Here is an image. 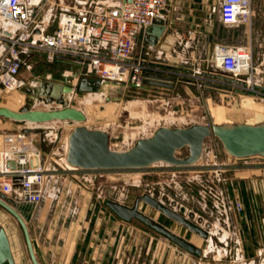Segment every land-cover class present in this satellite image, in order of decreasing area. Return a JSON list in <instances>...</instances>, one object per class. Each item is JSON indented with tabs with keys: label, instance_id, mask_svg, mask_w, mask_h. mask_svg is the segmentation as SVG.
<instances>
[{
	"label": "rangeland",
	"instance_id": "1",
	"mask_svg": "<svg viewBox=\"0 0 264 264\" xmlns=\"http://www.w3.org/2000/svg\"><path fill=\"white\" fill-rule=\"evenodd\" d=\"M87 1L50 0L39 14L43 30L52 33L57 28L64 6L76 8ZM207 1L214 22V0ZM255 3L264 4V0ZM218 31L227 33L222 28ZM253 57L259 75L264 76V59L259 60L254 52ZM64 73L77 85L85 71L70 62L49 64L42 55L33 54L24 59L20 79L25 84L41 80L44 75L47 79L63 80ZM202 90L198 85L185 83H178L173 89L146 86L136 91L126 90L122 100H109V95L100 91H84L70 95L68 103L85 113L89 128L110 134L113 149L126 150L161 126L215 123L210 105L227 107V97L211 90L205 95ZM257 100L264 103V96ZM27 103L21 89L9 92L0 85V106L19 110ZM33 106L61 107L56 102L43 101H36ZM74 126L71 122L21 125L0 119V140L5 134L28 128L49 159L50 168H59L61 159L64 160L62 148ZM60 144L61 149H57ZM187 155V149L178 152L179 157ZM67 178L48 183L38 205L11 202L26 221L40 264H261L264 261V158L233 159L215 137L206 140L203 157L192 168L156 164L142 170L106 173L93 183ZM143 195L156 198L178 213L181 207L187 208L185 217L206 231V238L145 202L139 204V209L158 224L201 249V255L184 250L136 219H121L107 206L108 202H119L131 207ZM238 203L242 204V211L237 210ZM40 205L42 208L37 207ZM0 223L18 240L16 264H33L22 227L1 206Z\"/></svg>",
	"mask_w": 264,
	"mask_h": 264
},
{
	"label": "built area",
	"instance_id": "2",
	"mask_svg": "<svg viewBox=\"0 0 264 264\" xmlns=\"http://www.w3.org/2000/svg\"><path fill=\"white\" fill-rule=\"evenodd\" d=\"M170 1L124 0L116 6L84 3L80 7L63 9L57 28L46 33L39 14L50 0H0V85L9 92L25 86L20 79L24 59L39 54L49 64L59 60L76 64L85 71L82 77L97 78L104 84H121L126 90L143 89L148 86L146 75L154 74L176 76L178 81L201 87L206 84L225 97L236 92L255 99L264 96V76L259 75L252 48L248 46H215L212 62L205 70L199 66L174 67L134 53L136 38L156 23ZM254 17L252 0H220V19L224 25L251 26ZM62 76L70 78L67 73ZM70 82L71 86L76 85L74 79ZM50 166L35 134L23 129L3 135L0 140V194L13 197L17 202L21 197L23 201L27 198L24 202L28 204H40L48 174L54 169ZM59 166L68 176L91 183L113 172L79 170L63 159ZM236 208L243 210L241 203Z\"/></svg>",
	"mask_w": 264,
	"mask_h": 264
},
{
	"label": "water",
	"instance_id": "3",
	"mask_svg": "<svg viewBox=\"0 0 264 264\" xmlns=\"http://www.w3.org/2000/svg\"><path fill=\"white\" fill-rule=\"evenodd\" d=\"M131 1V0H127ZM165 28L158 21L146 30L151 45H156L164 33ZM9 36L8 33H5ZM78 74L74 75L76 78ZM145 84L161 88L173 89L177 85L176 76H162L147 74ZM70 79H47L44 75L36 84H26L21 88L28 103L19 110L0 106V119L17 122L21 125H41L53 122H71L75 126L67 136L64 160L70 167L83 171H119L142 170L156 164H166L176 168L195 167L202 159L205 142L215 137L222 145L223 150L233 159H246L252 157L264 158V122L249 123H222L211 125L194 124L188 127L157 128L152 135L142 137L126 150H116L110 145V134L103 129H91L86 125L87 117L81 110L68 103L70 95L84 91H100L109 96L108 99L122 100L126 92L124 85L116 83H101L97 78L81 77L80 82L70 85ZM207 90L217 92L208 85L203 84ZM3 88V87H2ZM239 95L249 94L236 92ZM43 101L47 104L58 103L57 109L34 108L33 103ZM30 129L24 128L28 132ZM187 149L188 155L179 157L178 152ZM20 201H23L19 197ZM27 198L24 199V201ZM140 201L152 206L171 220L186 227L199 236L206 238L208 233L189 221L185 214L186 207H181L179 213L172 207L164 205L156 198L143 195L136 199L129 207L119 202H108L107 206L121 219L130 221L136 219L144 225L162 234L184 250L201 255L202 250L174 232L158 224L154 219L139 209ZM12 199L0 194V206L9 212L23 229L29 254L33 264H40L36 256L32 238L24 217L12 205ZM209 228V225H207ZM0 264H16L12 251L10 238L6 229L0 224Z\"/></svg>",
	"mask_w": 264,
	"mask_h": 264
},
{
	"label": "crops",
	"instance_id": "4",
	"mask_svg": "<svg viewBox=\"0 0 264 264\" xmlns=\"http://www.w3.org/2000/svg\"><path fill=\"white\" fill-rule=\"evenodd\" d=\"M97 1L108 6H116L124 0ZM252 1L255 10L252 25L228 26L224 25L220 19V0H214V22L210 19L213 15L210 12L212 7L207 0H171L166 10L157 18L158 23L165 30L156 45H151L145 30L136 38L134 53L149 61L168 63L183 69L199 66L201 70L208 68L212 62L214 47L218 45L248 46L252 48L255 57L259 60L264 59V4ZM89 2L88 0L86 3ZM64 7V9L74 8L72 6ZM212 27H214V31ZM220 28L225 29L227 33L225 35L219 33ZM178 83L193 85L184 81ZM202 91L205 95L209 93L205 88ZM210 106L211 118L217 124L227 122L258 124L264 122V103L252 96L233 94L227 97V107H221L214 103ZM59 146L56 148L61 149V144ZM65 148L66 145L62 148L63 152H65ZM67 177L70 176L60 171V166L59 168L55 167L48 174L45 185L47 186L50 182L57 183L63 178L68 179ZM10 199L15 204L17 203L16 205H30L24 201L17 202L13 197ZM37 207L42 208V205ZM6 231L16 258L15 246L18 240L8 229Z\"/></svg>",
	"mask_w": 264,
	"mask_h": 264
},
{
	"label": "trees",
	"instance_id": "5",
	"mask_svg": "<svg viewBox=\"0 0 264 264\" xmlns=\"http://www.w3.org/2000/svg\"><path fill=\"white\" fill-rule=\"evenodd\" d=\"M57 62H65V61H62V60H59V61H57ZM67 63V62H66ZM155 87V86H154ZM134 91H136V90H134Z\"/></svg>",
	"mask_w": 264,
	"mask_h": 264
},
{
	"label": "flooded vegetation",
	"instance_id": "6",
	"mask_svg": "<svg viewBox=\"0 0 264 264\" xmlns=\"http://www.w3.org/2000/svg\"><path fill=\"white\" fill-rule=\"evenodd\" d=\"M138 198V197H137ZM136 202V201H135ZM141 202V201H140ZM13 204V203H12ZM15 204V203H14ZM135 204V203H134ZM140 204V203H139ZM14 206H16V205H14Z\"/></svg>",
	"mask_w": 264,
	"mask_h": 264
},
{
	"label": "bare ground",
	"instance_id": "7",
	"mask_svg": "<svg viewBox=\"0 0 264 264\" xmlns=\"http://www.w3.org/2000/svg\"><path fill=\"white\" fill-rule=\"evenodd\" d=\"M9 108V107H8ZM12 109V108H11ZM14 110V109H13Z\"/></svg>",
	"mask_w": 264,
	"mask_h": 264
}]
</instances>
